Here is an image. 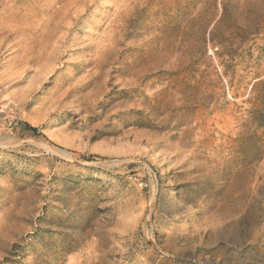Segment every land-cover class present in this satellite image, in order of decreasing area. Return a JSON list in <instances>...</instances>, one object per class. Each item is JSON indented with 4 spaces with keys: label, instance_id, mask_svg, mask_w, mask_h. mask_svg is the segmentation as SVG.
Here are the masks:
<instances>
[{
    "label": "rangeland",
    "instance_id": "obj_1",
    "mask_svg": "<svg viewBox=\"0 0 264 264\" xmlns=\"http://www.w3.org/2000/svg\"><path fill=\"white\" fill-rule=\"evenodd\" d=\"M0 264H264V0H0Z\"/></svg>",
    "mask_w": 264,
    "mask_h": 264
},
{
    "label": "bare ground",
    "instance_id": "obj_2",
    "mask_svg": "<svg viewBox=\"0 0 264 264\" xmlns=\"http://www.w3.org/2000/svg\"><path fill=\"white\" fill-rule=\"evenodd\" d=\"M48 151V150H47Z\"/></svg>",
    "mask_w": 264,
    "mask_h": 264
}]
</instances>
